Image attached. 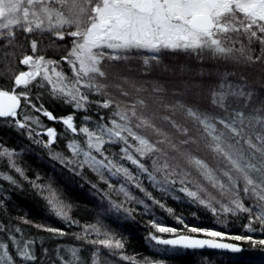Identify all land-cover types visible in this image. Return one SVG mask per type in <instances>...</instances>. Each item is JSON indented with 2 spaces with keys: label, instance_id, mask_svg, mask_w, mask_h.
Returning a JSON list of instances; mask_svg holds the SVG:
<instances>
[{
  "label": "snow or ice",
  "instance_id": "snow-or-ice-1",
  "mask_svg": "<svg viewBox=\"0 0 264 264\" xmlns=\"http://www.w3.org/2000/svg\"><path fill=\"white\" fill-rule=\"evenodd\" d=\"M46 34L48 47L57 50L67 46L56 41L72 38L71 47L60 61L37 55ZM24 41H29L31 54L24 51L27 47ZM180 54L195 60L201 67L205 60L214 61V73L189 72L187 67L164 62L166 55L177 57ZM135 60H142V66L130 63ZM61 61L71 69V77L58 70ZM0 63L9 71L15 66L27 69L14 75L11 90L0 87V119L11 118L7 120L9 126L24 130L22 135L26 133L32 143L42 145L50 158L69 172L82 175L87 167L108 183L109 188L114 187L113 178L122 176L142 192L146 189L139 181L141 176H146L160 191L166 194L179 191L218 218L246 213V232L256 231L255 222L264 231V92L260 91L264 89V78H258L259 88H253L242 72L237 73L240 66L255 67L257 72L264 73V0H0ZM105 66L117 70L113 75L119 83L107 81ZM121 67L128 73L136 70L139 75H122ZM153 72L157 75L153 76ZM177 72L189 79H166ZM205 75L209 78L205 79ZM213 75L214 80L211 79ZM237 75L236 81L229 79ZM195 76L200 78H193ZM45 81L50 86L48 95L71 107L72 113L56 117L43 103L39 106L33 103L30 85L43 89ZM33 82L36 83L33 85ZM125 84L141 95L131 97ZM110 88H115L116 93H110ZM41 95V92L36 93L37 100ZM90 95L104 98L91 100ZM149 100L159 107V113L146 114ZM92 105L96 106L98 119L84 115L78 127L75 113L87 112ZM26 107L49 121L61 123L64 133H58L53 127L45 128L37 116L26 115L23 120L19 119ZM99 109L111 111L105 115ZM177 112L191 122V128L174 119ZM163 125L169 126L171 131ZM146 130H151L156 139L141 134ZM60 135L67 140L70 156L52 147ZM80 135L86 138V147L78 141ZM43 136L47 139H38ZM201 142L217 159L215 167L194 155V149H199ZM106 145L117 146L118 151ZM0 148L3 149L0 156L8 158V166L24 176L23 168L16 163L23 152L3 145ZM178 157L194 166L199 176L221 196H230L229 202L217 200L207 187L194 183ZM125 160L138 173L120 162ZM158 173L163 179L158 178ZM0 179L14 186L17 184L5 172H0ZM32 183L45 199L50 213L71 223L66 210L69 205L60 189L51 182L47 186ZM177 183L180 184L178 189ZM120 191L131 198L124 184L120 185ZM149 199L153 198L149 195ZM244 200L252 203L246 205ZM112 207L119 212L122 205L113 202ZM161 207L165 205L161 203ZM177 220L197 236L164 239L153 235L150 239L157 245L173 249L226 250L234 254L235 261H240L238 254L245 251L239 242L264 246V238L230 235L188 225L180 217ZM152 224L160 233L180 231L156 221ZM38 227L61 237L66 234L62 229ZM0 233L7 238L0 240V264H17V258L20 264H45V261L73 264L60 245L50 254L41 241L38 254L37 240L25 238L22 229L10 221L7 225L0 221ZM217 238L237 243L219 242ZM92 243L113 246V241L108 239ZM114 245L123 247L120 240H115ZM67 251L76 258V264H80L79 250L72 247ZM98 255V252L93 254L92 264H96ZM83 264L88 262L85 260ZM153 264L165 262L154 260ZM243 264H264V259L244 260Z\"/></svg>",
  "mask_w": 264,
  "mask_h": 264
},
{
  "label": "trees",
  "instance_id": "trees-1",
  "mask_svg": "<svg viewBox=\"0 0 264 264\" xmlns=\"http://www.w3.org/2000/svg\"><path fill=\"white\" fill-rule=\"evenodd\" d=\"M19 38L23 40L22 36ZM71 39V37H66L65 41H56L59 45L67 46L60 47L57 50L54 47H48L49 38L46 34L45 39L39 45L37 55H44L46 59L60 61L61 57L66 55L67 50L71 47ZM24 43L27 45L24 51L31 54L29 41H24ZM17 55L19 56L20 54L18 53ZM164 62L169 65L176 64L180 67H187L189 72L202 71L205 74L209 71L214 73L216 68L214 61L205 60L201 67L195 60L188 59L184 57L183 54L177 57L166 55L164 57ZM130 63L142 66V60H135ZM19 70L27 69L24 66H15L12 71H9L3 63H0V87L11 90L13 87L12 80ZM58 70H63L67 76L71 77V69L66 63L61 61ZM104 71L108 73L107 81L112 83L120 82L117 81L113 75V73L117 71L116 69L105 66ZM120 72L122 75H130L132 77L139 75L136 70L130 73L125 72L123 67H121ZM241 72L247 77L251 87L259 88L258 78H264V73L257 72L255 67L253 69H245L243 66H240L237 69V73L239 74ZM152 75L155 76L157 73L153 72ZM193 78L199 79L200 77L195 76ZM204 78L208 79L209 77L205 75ZM166 79L172 81H178L180 79L187 80L189 76L184 75L181 77L179 72H177V74L167 76ZM211 79H216L215 75H213ZM229 79L236 81L238 75L229 77ZM35 83L36 82H33V85ZM44 83L45 88L43 89L30 85L32 88L31 99L33 103L37 104V106L43 103L44 107L56 117H65L72 113L71 107L54 101L48 95L50 86L47 85L46 81ZM124 88L133 98L137 95H141L136 93L128 84H125ZM24 90L25 89H17V91ZM108 91L110 93H116L117 90L115 88H110ZM260 91L264 92V89H260ZM37 92L42 93L39 100L36 98ZM103 98L104 97L97 95H90L91 100H100ZM148 103L149 107L145 110L147 115L159 113L161 111L151 100H149ZM252 106L259 107L258 104H253ZM109 111H111V109H99V112L105 115H107ZM95 112V105H92L87 112H76V125L78 127L81 126L82 117L84 115H90L93 116L94 119H98ZM26 115L37 116L45 128L53 127L58 133H64V127L61 123L49 121L46 117H43L30 107L24 108V110L20 112L18 118L23 120ZM10 119L11 118H7V120ZM174 119L180 124L190 128L192 127L191 122L180 112L175 114ZM7 120L0 119V145L23 152V155L16 159V163L23 168L24 176L19 175L14 169L8 166L9 162L6 156H0V172L10 174L17 181V184L14 186L6 180L0 179V199H3V203L0 204V221L5 225L10 221L12 225L21 228L25 238H35L37 240L36 251L38 254L41 252L40 242L43 241L44 246L49 248L50 254L57 245H60L63 254L69 256L73 264H76V258L71 257L70 253L67 251L72 247L79 250L78 256L80 257V264H83L85 260L88 264H92L93 254L97 252L99 255L96 257V264H153L154 260H161L165 262V264H243L244 260L257 261L264 259V246L258 243L252 245L247 242H239L245 249L241 254H238L241 257L240 261H235L234 254L230 253L206 250H184L179 248L173 249L169 246L155 244V241L150 239L153 235L164 239L178 235L197 236V234L189 233L184 225L178 222V217L182 218L188 225L215 229L230 235H250L257 240L264 238V231L261 230L259 223L255 222L253 227L256 231L246 232L244 227L248 222V214L246 213H241L239 216L235 217L229 216L227 219L218 218L206 207L192 202L179 191L169 194L160 191L148 181L146 176H141L139 181L143 188L146 189L145 192H142L140 188L126 181L122 176L113 178L111 183L114 187L109 188L108 183L87 167L84 168L82 175H75L63 168L58 161H53L49 156L48 150L42 145L32 143L26 133L22 135L21 133L24 132V130L9 126ZM157 123L159 124L160 121H157ZM32 126L36 127L35 125ZM163 127L171 131L169 126L163 125ZM141 134L148 136L150 139H156L151 130L142 131ZM38 139L46 140L47 137L43 136ZM77 139L82 147H86L84 144L86 138L83 135L78 136ZM66 144V138L60 135L57 138V142L52 147L70 156L71 153L68 151ZM106 147H112L118 151L117 146L106 145ZM160 147H166V145H160ZM2 150L3 149L0 148V151ZM108 154L111 155V152ZM194 155L205 160L210 166H216L217 159L204 147L202 142L199 149H194ZM178 158L180 159L181 166L191 173L194 183L198 182L207 187L217 200L223 201L225 204L229 202L231 199L230 196H221L216 189H213L210 184H207V182L199 176L194 166H189L184 158ZM115 159L119 160V157H115ZM120 162L129 167L133 172L138 173V170L135 169L130 162L126 160ZM148 163L151 167V162L149 161ZM157 176L159 179H163L159 173ZM33 181L45 186L51 182L60 189L63 199L69 205L66 210L69 213L71 223L50 213L45 199L38 194V189L33 186ZM121 184H124L126 191L131 193V198L125 196L124 192L120 191ZM93 185H96V187L94 188ZM175 187L178 189L180 184L177 183ZM189 187L192 186L189 185ZM149 195L153 199H149ZM141 201H143V203H141ZM154 201H159L160 203ZM113 202L122 205L119 212L112 207ZM161 203H163L165 207H161ZM244 203L248 205L251 204L252 201L244 200ZM215 206L218 207L219 205L215 204ZM25 220H27L28 223H25ZM153 221L180 229V231L175 234L160 233L153 227ZM38 226L62 229L66 234L61 237L57 234L46 232L43 230V227ZM85 229H88V231L86 232ZM6 239V236L0 233V240ZM103 239L113 241V246L109 248L104 245L92 243L93 240ZM217 239L220 240L219 238ZM115 240H120L123 247L116 248L114 245ZM222 241L237 243L231 239H223ZM10 251H12L11 248ZM13 255L15 256V252H13ZM124 257L127 258L125 259ZM17 264H20L18 258ZM45 264H48V262L45 261Z\"/></svg>",
  "mask_w": 264,
  "mask_h": 264
},
{
  "label": "water",
  "instance_id": "water-1",
  "mask_svg": "<svg viewBox=\"0 0 264 264\" xmlns=\"http://www.w3.org/2000/svg\"><path fill=\"white\" fill-rule=\"evenodd\" d=\"M179 236H181V235H178V236H174V237H170V238H167V239H174V238H178ZM184 236H186V235H184ZM192 237H195V236H192ZM198 238H205V239H209V238H206V237H198ZM219 242H227V241H222V240H218ZM227 243H231V242H227ZM170 247V246H169ZM204 250H206V251H214V252H223V253H229L228 251H226V250H214V249H207V248H205V249H202V250H197V251H204ZM231 254V253H230Z\"/></svg>",
  "mask_w": 264,
  "mask_h": 264
}]
</instances>
